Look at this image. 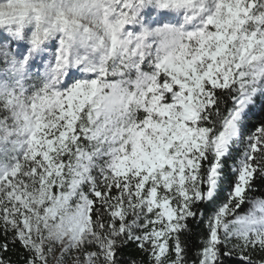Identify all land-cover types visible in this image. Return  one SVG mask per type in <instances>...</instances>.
<instances>
[{
  "label": "snow or ice",
  "instance_id": "6c2138e0",
  "mask_svg": "<svg viewBox=\"0 0 264 264\" xmlns=\"http://www.w3.org/2000/svg\"><path fill=\"white\" fill-rule=\"evenodd\" d=\"M0 264H264V0H0Z\"/></svg>",
  "mask_w": 264,
  "mask_h": 264
}]
</instances>
